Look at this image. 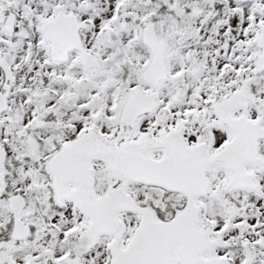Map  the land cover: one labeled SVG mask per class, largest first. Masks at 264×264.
Returning <instances> with one entry per match:
<instances>
[{"label": "snow or ice", "instance_id": "1", "mask_svg": "<svg viewBox=\"0 0 264 264\" xmlns=\"http://www.w3.org/2000/svg\"><path fill=\"white\" fill-rule=\"evenodd\" d=\"M0 264H264V0H0Z\"/></svg>", "mask_w": 264, "mask_h": 264}]
</instances>
